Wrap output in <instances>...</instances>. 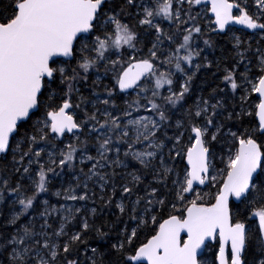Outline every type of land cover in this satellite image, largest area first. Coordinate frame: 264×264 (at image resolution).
Returning a JSON list of instances; mask_svg holds the SVG:
<instances>
[{"label":"trees","instance_id":"16d2710c","mask_svg":"<svg viewBox=\"0 0 264 264\" xmlns=\"http://www.w3.org/2000/svg\"><path fill=\"white\" fill-rule=\"evenodd\" d=\"M21 1L0 0V24L15 17ZM230 1L264 27V11L258 10L255 0ZM135 8L129 0H107L90 34L76 42L73 60L53 62L55 74L44 83L39 110L18 126L9 152L0 157V264H136L137 250L156 235L164 220L184 217L191 203H214L241 141L257 140L264 156V133L256 119V90L264 73V29L248 33L230 28L216 33L207 7L204 17L199 14L202 7L197 0L186 6L182 22L175 25L151 27ZM115 9L119 11L116 24L101 29L99 16ZM105 31L117 55L102 70L98 68L107 74L98 85L91 67L80 59V50L84 46L92 52L94 42L84 40L94 34L100 39ZM160 33L172 45L186 42L195 67L171 78L170 91L146 92L159 120L154 135L160 143L157 154L146 161L136 158L115 122L105 119L114 141L105 153L100 154L103 140L82 126V140L70 141L69 157L32 182L24 173V154L42 143L61 145L63 141L54 139L48 128L46 136L41 135L49 112L69 97L81 123L76 88L84 91L85 86L92 96H108L114 113H120L129 99L139 102L132 92L120 93L117 81L121 71L136 60L155 63L149 77L159 73L160 62L149 51ZM130 46L137 49V57H130ZM61 62L67 66L65 73ZM197 129L210 150L209 183L187 195L185 156ZM64 139H71L70 135ZM82 151L90 155L88 160L77 158ZM257 211L264 212V160L248 196L240 203L231 202L233 221L246 226L244 264H264ZM218 251L217 240L206 247L200 264H217Z\"/></svg>","mask_w":264,"mask_h":264},{"label":"water","instance_id":"95a60500","mask_svg":"<svg viewBox=\"0 0 264 264\" xmlns=\"http://www.w3.org/2000/svg\"><path fill=\"white\" fill-rule=\"evenodd\" d=\"M208 8L215 32L230 28L248 33L264 29L248 15H235L238 5L230 0H197ZM107 0H23L16 6L15 17L0 24V157L11 147L18 126L39 110L44 82L55 74L52 63L74 58L76 42L93 29ZM155 70L150 60H137L124 68L118 90L133 92ZM256 95L259 104L256 119L264 133V73ZM69 103L48 114L50 132L58 140L80 131L76 117L69 113ZM187 150L186 194L209 183L210 150L202 132L194 133ZM264 156L255 139L243 140L236 160L225 177L216 200L211 205L191 203L183 218L164 220L154 237L141 246L133 262L138 264H200L207 245L219 242L217 264H244L246 226L234 222L231 202L240 203L250 193L261 171ZM264 246V214L255 216Z\"/></svg>","mask_w":264,"mask_h":264},{"label":"rangeland","instance_id":"374dc122","mask_svg":"<svg viewBox=\"0 0 264 264\" xmlns=\"http://www.w3.org/2000/svg\"><path fill=\"white\" fill-rule=\"evenodd\" d=\"M129 1L136 4L137 9L135 8V10L136 13H140L142 22L151 27H159L164 23L170 25L181 23L186 13V6L190 5L193 0ZM255 5L259 11H264V0H255ZM201 7L199 14L204 17V9L206 7ZM245 8L247 9L246 6ZM241 14H244V12L237 11V15ZM118 15L119 11L116 9L105 11L99 16L100 28L103 29L114 26L117 22ZM166 28H168V26ZM189 28H191V26ZM90 40L95 44L93 51L88 53L85 50L86 47L82 46L83 48L80 50V59L91 67V71L95 75L96 84L99 85L105 82L107 74L100 72L98 68L102 70L107 63H111L113 61L112 55L116 56L117 51L113 49L115 48V43L111 36L106 35V31L102 34L100 39L97 34H94L89 38H86L84 43H87V41ZM130 48L132 49L131 46ZM149 52L151 53L150 55L154 56L160 62V71L158 74L154 73L153 77L146 78L136 87L132 94L138 97L140 101L127 100L120 113L112 112V109L110 108L112 102L109 101L108 96L103 94L92 96L93 94H91L90 90L86 89L87 86L84 87V91L79 87L76 88V91L79 93L77 101L79 102L81 110L80 118L82 122L79 123L80 127L85 126L88 134H97L98 136L96 139L103 140V144L101 143L100 146V154L105 153L108 149L109 143L114 142L111 139V127L104 125L105 119L115 122V125L119 128L120 134L123 136L125 143L128 145L129 149H131L136 158L146 161L151 156H155L158 152L160 143L157 142L154 135L159 128V120L154 113L155 105L146 99V92L148 89L153 92L160 90L167 92L170 91V79L179 73H183L187 68H194L195 64L193 63L192 51L186 42L172 45V43L164 41V35L162 33H160L159 41L154 42V46ZM137 56V49H132L130 57L134 58ZM60 67L62 73H65L67 66L64 62L60 63ZM84 100L85 102L83 103ZM70 101L71 99L69 97H63V103L68 102L70 107H73ZM56 110L58 109H55V111ZM69 113L74 116L78 114L76 108H70ZM85 114L88 117H86ZM89 117L92 118L94 122H90ZM41 126V135L42 137H45V128H48V130L50 129L48 116L42 121ZM80 133L81 132L74 133L70 136L71 139H63L61 145L49 142L42 143L34 148L31 154H24L23 157H26V160H24L23 167L26 176H28L31 181L35 180L36 175L38 177L45 169L51 171L56 164L68 158V155L71 152L68 150L71 146V142L80 143L82 140ZM52 136L54 139H57L54 134H52ZM17 152L20 153L19 149ZM71 157H73V154L70 158ZM77 158L81 161H86L90 158V155L86 151H82ZM68 205H70V203ZM259 214H264V212L257 211L255 213V215Z\"/></svg>","mask_w":264,"mask_h":264},{"label":"flooded vegetation","instance_id":"af4514ba","mask_svg":"<svg viewBox=\"0 0 264 264\" xmlns=\"http://www.w3.org/2000/svg\"><path fill=\"white\" fill-rule=\"evenodd\" d=\"M232 2V1H231ZM234 3H236L237 5H238V3L237 2H234ZM238 7H239V5H238ZM237 11V10H236ZM235 15H237V12L235 13ZM242 15V14H241ZM237 16H239V15H237Z\"/></svg>","mask_w":264,"mask_h":264}]
</instances>
